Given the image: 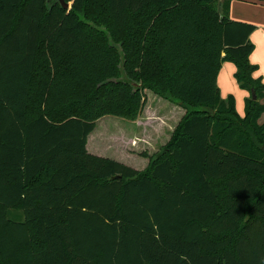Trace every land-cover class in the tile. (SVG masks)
Returning <instances> with one entry per match:
<instances>
[{
    "label": "trees",
    "instance_id": "1",
    "mask_svg": "<svg viewBox=\"0 0 264 264\" xmlns=\"http://www.w3.org/2000/svg\"><path fill=\"white\" fill-rule=\"evenodd\" d=\"M64 1L0 0V264H264L256 27L232 0ZM223 62L243 117L220 98ZM144 89L185 111L148 166L88 153L99 119L138 118Z\"/></svg>",
    "mask_w": 264,
    "mask_h": 264
},
{
    "label": "crops",
    "instance_id": "2",
    "mask_svg": "<svg viewBox=\"0 0 264 264\" xmlns=\"http://www.w3.org/2000/svg\"><path fill=\"white\" fill-rule=\"evenodd\" d=\"M229 17L232 21L247 23L256 27L249 37L253 45V51L249 56V61L252 65L257 67V70L252 76L254 78H261L264 82V1L232 0ZM235 72L236 68L232 63L223 62L217 76V87L221 99H226L229 95L233 96L235 110L239 117H243L244 101L249 97V94L245 90L239 88L234 79ZM147 91V101L145 100V105L141 114L135 121L130 122L131 126L136 128L137 133L132 136H127V138L125 135V137H118L116 139L123 141L129 148L135 143V148L140 146V149L138 148V150H141L140 152L146 149L151 150L152 152H148L147 154V156L150 157L154 155V153L156 154V152L170 140L176 126L184 117L185 111L180 106L156 96L149 90ZM260 103L264 104V97L260 100ZM258 122L264 124V113L261 114ZM97 123L98 121L96 122L95 129ZM95 129L87 138L86 149L88 153L98 156L95 153L96 150L93 143L91 144L88 142L90 136H95ZM125 156L128 159V156ZM100 157L104 156L102 155ZM127 159L126 161H129V159ZM141 159L143 160L145 168L148 161L146 158ZM111 160L130 167L128 163H124L118 159Z\"/></svg>",
    "mask_w": 264,
    "mask_h": 264
},
{
    "label": "rangeland",
    "instance_id": "3",
    "mask_svg": "<svg viewBox=\"0 0 264 264\" xmlns=\"http://www.w3.org/2000/svg\"><path fill=\"white\" fill-rule=\"evenodd\" d=\"M96 10L98 14L100 13V15L103 16L102 5ZM146 92H148L146 89L142 91L145 100L147 101ZM94 132L95 136H90L88 142L91 144L93 143L96 150L95 153L98 156L103 155L106 158L118 159L124 163H128L130 167L138 171H142L148 166L147 163V166L144 168V163L141 158H146L148 161L147 157L149 156H147V154L148 152H152L151 150L146 149L145 151L140 152L141 150H138L140 146L135 148V143L132 142L133 144L131 145V148H129L125 145V143H123V141L116 139L118 137H125V135L127 138V136H132L137 133L136 128L131 126L130 121L105 116L98 120L97 127ZM125 155L128 156L129 161H126L127 158ZM7 216L12 221L24 222L23 212L19 209L8 210Z\"/></svg>",
    "mask_w": 264,
    "mask_h": 264
},
{
    "label": "water",
    "instance_id": "4",
    "mask_svg": "<svg viewBox=\"0 0 264 264\" xmlns=\"http://www.w3.org/2000/svg\"><path fill=\"white\" fill-rule=\"evenodd\" d=\"M55 3H58L61 6V8H63L64 10H67L70 7L69 3H66L64 0H46L47 7H50L52 4H55ZM120 71H121L122 77L119 81H125V82L129 83L131 86L134 87V89L139 88L138 84H135V83L127 80L121 65H120ZM252 98L254 99V96Z\"/></svg>",
    "mask_w": 264,
    "mask_h": 264
}]
</instances>
